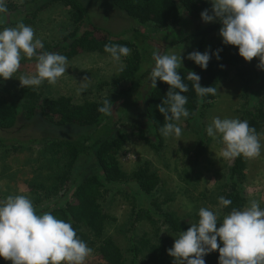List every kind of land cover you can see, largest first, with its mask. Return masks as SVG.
I'll list each match as a JSON object with an SVG mask.
<instances>
[{
  "label": "trees",
  "instance_id": "trees-1",
  "mask_svg": "<svg viewBox=\"0 0 264 264\" xmlns=\"http://www.w3.org/2000/svg\"><path fill=\"white\" fill-rule=\"evenodd\" d=\"M110 1L117 10L139 26H152L158 30L177 27L181 22L182 10L191 19H201V12L209 9L210 5L208 0ZM5 4L7 13L12 14L19 9L11 0ZM56 5L68 9L69 28L61 36L60 41L54 45L43 44V49L39 51L59 53L66 56L68 61L83 53L107 54L104 52L105 44L126 46L131 49V53L124 57V65L113 80L97 86L101 94L95 100H84L80 104H75L66 96L44 97L31 87L18 91L19 106L0 97V149L9 148L7 150L17 152L21 148L22 145L16 144L15 138L3 136V133L16 127L19 116L25 121H31L38 115L44 122L57 128L74 126L90 129L88 133L76 139H49L43 144V156L46 161L42 168L48 171L45 174L39 173L41 175L38 174L27 187L34 195L33 205L37 214L50 212L58 219L71 223L77 236L97 253L103 264H173L167 254L166 240L160 237L161 230L178 235L180 231H187L191 225L163 210L156 201L144 206L145 198L152 196L160 184V177L150 162L144 161L130 173H126L121 169L118 159L131 139H135L155 153L164 150L165 137L159 132V128L164 124V116L158 111L157 105L162 103L169 86L157 80L156 88H153L150 83L144 104L146 119L144 126L122 120L113 121L112 114L106 116L99 113L97 109L102 106L104 99H110L114 108L150 77L155 64L151 48L149 46L143 48L140 46L141 41L132 42L91 24L87 9L79 0H49L45 3H40V0H26L22 6L28 7L26 11L31 12L28 14L29 17L30 15L35 17ZM133 33L148 44L150 36L147 31L138 28L133 29ZM205 34L207 31H199L170 42V46ZM217 49H221L219 60L213 55ZM206 50H209L211 56L207 68L202 69L189 60L191 71L201 77V86L216 88L232 73L242 84L241 98L245 110L241 120H247L249 126L254 127L260 134L264 130V70L258 67L259 60L254 58L251 62H246L239 56L238 48L224 45L222 41ZM206 50L199 52L203 53ZM177 71L189 87V91L182 94L188 99L185 107L190 115L187 118L182 117L181 120L186 126H190L200 112L203 113L211 106L217 94L199 97L192 87V82L187 80L188 70L180 67ZM201 146L202 141L196 149V154L199 153ZM80 158L93 159L96 171L71 188L72 173ZM50 162L55 163V168L49 166ZM245 170L246 158L242 156L234 158L227 182L219 196L231 200L232 204L222 207L219 222H222L223 216L230 213L233 208L242 209L245 206L246 200L241 192ZM131 185L137 188V192L132 190ZM119 187L128 192L127 200L131 206L130 229L132 230L142 220H146L152 229L151 233L130 240V247L127 249L130 255L129 262L121 248L107 234L106 227L111 218L102 207L106 193L118 190ZM54 198H57L56 202L63 200V204L46 206L45 202ZM219 226L218 223L217 227ZM204 260L205 264H219V251L209 253Z\"/></svg>",
  "mask_w": 264,
  "mask_h": 264
},
{
  "label": "rangeland",
  "instance_id": "rangeland-1",
  "mask_svg": "<svg viewBox=\"0 0 264 264\" xmlns=\"http://www.w3.org/2000/svg\"><path fill=\"white\" fill-rule=\"evenodd\" d=\"M7 1L5 0V3ZM11 1L18 5L19 9L12 14L0 13V31L4 27H14L18 22L27 19L23 23L31 26L35 31V37L47 45H54L67 32L70 25L68 9L56 5L35 17H31V15L29 17L28 14L31 12L26 11L28 7L22 6L26 0ZM47 1L49 0H40V3ZM79 1L87 9L91 24L132 42L141 41L140 46L143 48L149 46L152 53L181 54V68L188 71H191L189 60L186 58L189 53L204 51L222 41L219 36L221 24L218 21L206 24L202 19L189 18L184 10L181 11V22L177 27L158 30L152 26H139L117 10L110 0ZM209 9H211V4ZM138 28L149 33L148 44L150 45L133 33V29ZM199 31H207V34L170 46V42L183 39ZM35 63V59L23 58L21 67L12 79L6 81L0 79V97L19 106L18 91L23 87L20 86L17 79L21 74H33ZM123 65L124 57L117 63L111 60L108 53H83L68 61L66 73L58 78L55 84L45 81L40 86H31V88L40 92L44 97L66 96L71 98L73 103L80 104L84 100L97 99L101 94L97 90V86L113 80ZM85 77L89 79L85 82L87 87L83 92L77 94L79 83ZM149 89L150 79L147 78L130 93L127 99L120 101L113 108V121L122 120L144 126L146 124L144 104ZM217 90V98L208 109L196 116L190 126H186L182 120L177 122L182 129V135L179 138L175 136L165 138V148L162 152L155 153L135 139H131L118 156L121 169L126 173H130L144 161L150 162L160 177V184L152 196L145 198L144 206H149L152 201H156L163 210L174 214L188 224L198 221V211L201 207L212 210L218 218L222 216L223 206L219 204V196L227 182L234 161V158L220 157L219 153L223 145L219 137L213 139L207 135V126L216 117L221 119L239 118L240 120L244 117L245 106L241 98L242 84L232 73L227 80L218 84ZM89 131L90 129L74 126L57 128L44 122L38 115L31 121H25L22 116H19L16 127L3 133L5 137L15 138L16 144L22 146L17 152L7 150L9 148L0 149V201L9 195H24L33 202L34 195L29 192L28 184L35 180L39 173L45 174L48 171L42 168L46 161L43 156V144L49 139H76ZM201 141L202 146L199 153L196 154V149ZM260 142L262 145L260 156L252 159L246 158L245 181L241 192L246 200L245 205L255 199L264 209V130L260 133ZM129 152L134 155L135 159L127 158ZM49 166L55 168V163L50 162ZM95 171L96 163L93 159L80 158L72 173L71 188ZM130 187L134 192H137L134 185ZM68 195L69 193L66 194V196ZM127 198L128 192L123 187H119L118 190L114 189L106 193L102 207L111 218L107 223V234L121 248L129 262L130 255L127 249L130 247V240H136L145 233L149 234L152 229L146 220H142L132 230L130 229L131 206ZM56 201L57 198H54L45 203L46 206L63 204V200ZM161 231L160 237L166 240L167 248L170 249L174 244V238L178 235L166 232L164 229ZM168 257L173 261L172 257L169 255ZM0 264H11V262L0 258ZM85 264L103 263L98 259L97 253L93 251V254L86 259Z\"/></svg>",
  "mask_w": 264,
  "mask_h": 264
},
{
  "label": "clouds",
  "instance_id": "clouds-1",
  "mask_svg": "<svg viewBox=\"0 0 264 264\" xmlns=\"http://www.w3.org/2000/svg\"><path fill=\"white\" fill-rule=\"evenodd\" d=\"M208 2L211 9L201 12L202 21L206 24L218 21L222 43L238 48L239 56L246 62L257 58L258 67L264 70V0ZM7 11L5 0H0V13ZM43 47L31 26L18 22L14 27H4L0 31V79H12L23 58H34L35 72L21 74L17 79L20 86H40L45 81L55 84L66 73L68 59L59 53L39 51ZM220 51L217 49L213 54L217 60ZM104 52L119 63L122 57L130 55L131 49L105 44ZM186 58L206 69L211 56L209 50L192 51ZM152 59L155 64L149 77L151 86L156 88L157 80L169 86L162 103L157 105L164 116L159 132L165 138H179L182 129L177 122L190 115L185 107L188 99L182 94L188 92L189 87L177 71L182 66V56L153 52ZM200 79L195 72L187 71V80L192 82L199 97L218 93L214 86H201ZM87 80L85 77L79 83L77 94L86 89ZM97 111L111 115L113 102L104 99ZM206 133L213 139L219 137L223 145L219 155L224 159L241 156L252 159L261 154L260 134L247 120L216 117L207 126ZM127 158L135 159L131 152ZM219 204L227 207L232 201L221 196ZM198 217L187 231L179 232L173 246L167 250L173 264H205L204 257L217 250L219 264H264V209L257 200H250L242 209L233 208L223 216L222 222L217 214L205 207L199 209ZM92 254L93 249L77 236L71 223L50 212L37 214L30 198L9 195L0 201V258L5 261L11 264H85Z\"/></svg>",
  "mask_w": 264,
  "mask_h": 264
}]
</instances>
